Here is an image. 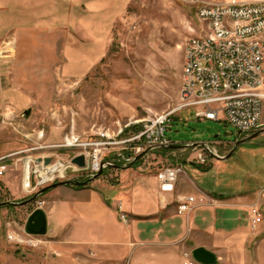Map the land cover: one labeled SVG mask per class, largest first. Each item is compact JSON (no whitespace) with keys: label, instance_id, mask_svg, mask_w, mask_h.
Returning a JSON list of instances; mask_svg holds the SVG:
<instances>
[{"label":"rangeland","instance_id":"rangeland-1","mask_svg":"<svg viewBox=\"0 0 264 264\" xmlns=\"http://www.w3.org/2000/svg\"><path fill=\"white\" fill-rule=\"evenodd\" d=\"M230 1L130 0L124 14L108 26L107 34H102L109 38L105 55L88 71L75 76L66 75L62 65L64 45L73 41L74 35L85 38L80 26L3 27L0 48L8 40L14 45L10 54L0 56V60L6 62L0 77L2 95H5L0 107V161L6 167V174L0 180V201L20 205L0 207V242L8 232L24 229L28 216L37 208L36 201L46 198L44 193L35 201L21 205L37 192L23 189L26 159L68 162L78 149L68 145L67 139L69 143L71 138L88 141L97 131L116 134L127 124H141L148 118L179 108L185 43L190 37L202 35L201 29H205V23L197 19L195 10L202 3ZM195 110L183 108L174 112L166 138L178 146L217 142L214 144L220 159L202 165L201 170L190 166L196 165L195 152L190 149L158 151L136 165L141 166L139 172L146 177L147 187L153 188L152 177L156 171L176 165L183 166L182 173L188 170L194 173L191 175L193 183L218 198L250 195L263 187L264 100L261 128L239 139L246 141L228 158L225 157L237 142L235 130L223 121H198ZM255 134L258 135L253 137ZM127 173L128 179L124 181L134 185L133 176L138 172L131 169ZM115 180L106 170L94 181L114 185ZM120 191L106 192L109 197H115ZM119 213L127 218L125 223L118 215L126 228L129 218L125 212ZM246 215L244 209L237 214L242 221L241 239L233 241L221 235L200 238L201 245L215 254L216 264H264V217L252 230L249 220H245ZM50 229L49 220L45 236L50 234ZM118 229L121 230L120 226ZM184 245L187 250L179 253V264H197L192 258V250L197 247L192 241ZM4 246L15 250L8 243ZM131 246V250L134 246V250L140 248L139 244ZM120 263L121 260L108 264ZM127 264H133L131 255L127 257Z\"/></svg>","mask_w":264,"mask_h":264},{"label":"crops","instance_id":"crops-1","mask_svg":"<svg viewBox=\"0 0 264 264\" xmlns=\"http://www.w3.org/2000/svg\"><path fill=\"white\" fill-rule=\"evenodd\" d=\"M129 1L0 0V39L6 26H80L85 38L74 35V40L64 45L62 68L68 76L83 74L105 55L109 38L102 34H107L108 26L124 14ZM5 63L0 60V77ZM3 92L0 81V107L4 104ZM131 169L138 172L133 176L134 185L124 181ZM109 171L116 178L114 185L92 181L80 188L59 186L46 192V198L39 200L43 202L47 223L51 221L50 234L43 236L44 244L37 249L17 246L9 243L5 234L0 242V264H108L120 260V264H127L129 255L133 264H179V253L187 250L184 245L187 241L206 249L200 241L205 235H221L233 241L241 239L242 221L238 211L245 210L248 222L250 206L264 187L250 195L218 198L211 196L207 189L197 187L191 180L194 173L188 170L178 177L173 192L160 193L156 181L158 171L152 177L151 190L146 177L139 172L141 166ZM114 189L123 192L109 197L106 191ZM182 196H193L202 202L191 212L179 214L177 198ZM259 205L264 214V197L260 198ZM122 211L129 218L126 228L118 219ZM7 243L15 250L4 246ZM132 244H139L140 248L134 250V246L131 250Z\"/></svg>","mask_w":264,"mask_h":264},{"label":"built area","instance_id":"built-area-1","mask_svg":"<svg viewBox=\"0 0 264 264\" xmlns=\"http://www.w3.org/2000/svg\"><path fill=\"white\" fill-rule=\"evenodd\" d=\"M195 16L205 23V29H201L202 35L190 37L185 43L180 107L135 124L139 126L137 132H126L135 126L127 124L120 127L116 134L97 131L88 141L71 138L69 143L67 139L68 145L78 149L73 157H83V167L72 164L71 160L45 164L43 160L36 162L26 159L22 175L24 191L38 192L60 181L88 180L100 170L104 173L109 169H128L141 165L158 151L170 150L169 147L174 144L166 138L165 133L174 112L183 108H196L195 118L198 121L225 122L235 130L237 140L261 128L264 100V0L202 3L197 6ZM13 45L12 40L6 41L0 48V56L10 54ZM214 143L217 142L189 144L181 149L195 152L194 163L205 165L212 159L220 158ZM140 155V159L135 162L134 159ZM57 163L64 170L50 172L49 167ZM181 173L179 165L160 169L156 173L158 191L173 192ZM5 174L6 167L0 161V180ZM71 175L74 178H70ZM262 197L264 187L249 209L252 230L263 220L259 205ZM201 202L193 196L179 197L177 212H191ZM36 204L37 208H42L43 202L38 200ZM119 218L126 223L127 218L123 213H119ZM6 239L14 245L31 248H39L45 242L43 236L29 235L24 229L8 232Z\"/></svg>","mask_w":264,"mask_h":264},{"label":"water","instance_id":"water-1","mask_svg":"<svg viewBox=\"0 0 264 264\" xmlns=\"http://www.w3.org/2000/svg\"><path fill=\"white\" fill-rule=\"evenodd\" d=\"M25 114L27 115L28 111H26ZM262 132H264V130ZM260 133L261 132H259L258 134H260ZM258 134H255L253 137L257 136ZM244 141H246V140L237 141L234 144L233 149L230 152V154H228L225 158H228L229 156H231L232 153L235 151V149ZM181 147H183V146H174L173 145V146L169 147V149H177V148H181ZM141 156L142 155L137 156L134 159V161L135 162L138 161ZM37 161H40V159H38ZM43 162L45 164H48L50 162V159L44 158ZM71 163L78 166V167H83L84 166V159L82 156H76V157H73L71 159ZM128 168H132V166H130ZM102 174H103V171L100 170L97 174H95L94 176H92V178L86 180L85 182H80L77 180H66V181H60V182L50 184V185L40 189L36 194H34L28 200L22 202L21 205H25V204H28V203L35 201L43 193H45L51 189H54L56 187H59V186H68V185L78 186V187L87 186L89 183H91L92 181L99 178ZM10 205L14 206V205H20V204L15 203V202H9V201L0 203V207L10 206ZM24 230L29 235L44 236L46 234V232H47V219H46V215H45L44 211L42 210V208H36L35 210H33L31 212V214L28 216L27 221L25 223ZM192 258L197 264H216L217 263V258L215 256V254L213 252L203 248V247H197V248L193 249L192 250Z\"/></svg>","mask_w":264,"mask_h":264},{"label":"trees","instance_id":"trees-1","mask_svg":"<svg viewBox=\"0 0 264 264\" xmlns=\"http://www.w3.org/2000/svg\"><path fill=\"white\" fill-rule=\"evenodd\" d=\"M139 130V126H137V125H135V126H132L130 129H128L127 131H135V132H137ZM126 131V132H127ZM174 146H178V145H174ZM190 166H193L194 168H196V169H203L202 167V165H194L193 163L190 165ZM77 181H83V182H85L86 180H77ZM74 187H77V188H80V187H78V186H74ZM46 193V192H45ZM44 194V193H43ZM42 194V195H43ZM0 203H2V201H0ZM13 205H10L9 207H12Z\"/></svg>","mask_w":264,"mask_h":264},{"label":"bare ground","instance_id":"bare-ground-1","mask_svg":"<svg viewBox=\"0 0 264 264\" xmlns=\"http://www.w3.org/2000/svg\"><path fill=\"white\" fill-rule=\"evenodd\" d=\"M27 167V170H28V166ZM54 170H58V171H63L64 170V167L63 166H60L59 163L55 164L54 166H50L49 167V171L52 172Z\"/></svg>","mask_w":264,"mask_h":264}]
</instances>
